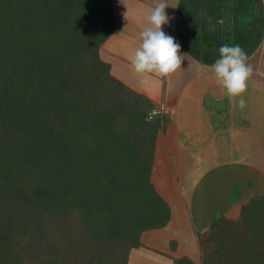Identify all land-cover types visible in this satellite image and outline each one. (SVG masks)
Instances as JSON below:
<instances>
[{
  "label": "trees",
  "instance_id": "16d2710c",
  "mask_svg": "<svg viewBox=\"0 0 264 264\" xmlns=\"http://www.w3.org/2000/svg\"><path fill=\"white\" fill-rule=\"evenodd\" d=\"M112 2L0 0V264H127L170 220L150 180L170 118L100 57ZM197 241L200 264H264V194Z\"/></svg>",
  "mask_w": 264,
  "mask_h": 264
},
{
  "label": "crops",
  "instance_id": "0c3cea01",
  "mask_svg": "<svg viewBox=\"0 0 264 264\" xmlns=\"http://www.w3.org/2000/svg\"><path fill=\"white\" fill-rule=\"evenodd\" d=\"M167 2L176 7L166 8L170 22L162 27L183 56L174 73L139 74L129 59L158 0L114 2V31L100 49L115 78L170 118L158 130L150 174L170 220L141 234L142 246L130 250L127 264H172L182 256L200 264L197 232L216 216L235 219L241 204L264 194V169L254 160L264 151V0ZM223 44L240 45L253 68L243 109L230 101L211 67Z\"/></svg>",
  "mask_w": 264,
  "mask_h": 264
},
{
  "label": "clouds",
  "instance_id": "9594fccd",
  "mask_svg": "<svg viewBox=\"0 0 264 264\" xmlns=\"http://www.w3.org/2000/svg\"><path fill=\"white\" fill-rule=\"evenodd\" d=\"M124 3V0H121ZM167 0H158L147 17L148 25L141 33V46L129 57L132 67L139 74H156L166 77L174 73L182 64L181 45L176 39L166 34L163 25L170 22L166 12ZM127 19V15L125 14ZM248 55L238 44H223L219 47V58L211 66L216 82L226 90L234 106L243 109L246 101L243 98L248 87V80L253 68L247 63ZM236 98H239L238 101Z\"/></svg>",
  "mask_w": 264,
  "mask_h": 264
},
{
  "label": "rangeland",
  "instance_id": "374dc122",
  "mask_svg": "<svg viewBox=\"0 0 264 264\" xmlns=\"http://www.w3.org/2000/svg\"><path fill=\"white\" fill-rule=\"evenodd\" d=\"M118 0H113V2H112V11H113V3L114 2H117ZM101 47H102V45H101ZM101 47H100V49H101ZM100 49H99V55H100V57H101V54H100ZM102 58V57H101ZM261 148V147H260ZM264 148V147H263ZM263 148H261L260 150H263ZM260 152H262V153H257L255 156H254V160H255V162L257 163L258 162V160H259V162H258V166L259 167H261L262 169H264V151H260ZM157 161H158V159H157ZM262 195V194H261ZM239 215V214H238ZM238 215H237V217H238ZM236 217V218H237ZM235 218V219H236ZM234 219V218H233ZM232 219V220H233ZM163 236V235H162ZM155 239V237L153 236V239L152 240H154ZM151 240V241H152ZM160 243L162 244V243H164V239H161L160 240ZM131 264H134L133 262H131Z\"/></svg>",
  "mask_w": 264,
  "mask_h": 264
}]
</instances>
